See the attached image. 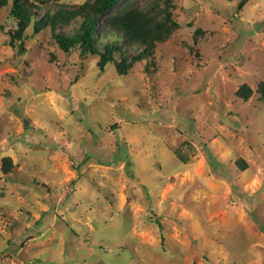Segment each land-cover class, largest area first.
Wrapping results in <instances>:
<instances>
[{"label": "rangeland", "instance_id": "obj_1", "mask_svg": "<svg viewBox=\"0 0 264 264\" xmlns=\"http://www.w3.org/2000/svg\"><path fill=\"white\" fill-rule=\"evenodd\" d=\"M167 2L126 76L1 11L0 264H264V0Z\"/></svg>", "mask_w": 264, "mask_h": 264}, {"label": "trees", "instance_id": "obj_2", "mask_svg": "<svg viewBox=\"0 0 264 264\" xmlns=\"http://www.w3.org/2000/svg\"><path fill=\"white\" fill-rule=\"evenodd\" d=\"M164 2L161 14L138 8L112 14L120 0H88L77 7L58 6L55 11L45 7L39 18L40 5H45L40 0H0V13L10 7V16L16 22L10 44L19 47L22 54L26 32L31 27L36 34L50 29L63 52L78 50L82 57L96 56L100 71L113 65L120 76H126L135 64L153 55L157 42L167 41L171 29L178 27L172 20L170 4ZM71 27L75 28L72 34L64 33ZM129 51L135 54L127 55ZM237 93L248 100L253 91L244 86Z\"/></svg>", "mask_w": 264, "mask_h": 264}]
</instances>
